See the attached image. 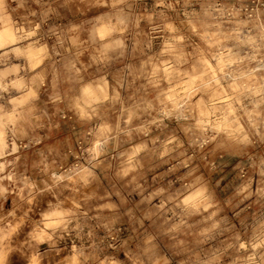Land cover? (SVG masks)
<instances>
[{
  "label": "rangeland",
  "instance_id": "rangeland-1",
  "mask_svg": "<svg viewBox=\"0 0 264 264\" xmlns=\"http://www.w3.org/2000/svg\"><path fill=\"white\" fill-rule=\"evenodd\" d=\"M18 3L5 0L0 21L7 15L23 23L27 12ZM121 7L118 35L125 48L119 55L90 46L86 31L70 30L106 8L73 9L58 40H41L49 49L56 41L63 75L72 78L79 69L93 85L83 98L89 118L76 120L73 136L63 135L51 114L43 122V140L63 135L73 141L74 151L54 173L72 181H63L64 197L81 199L89 218L85 232L104 223L122 241L153 237L159 255L174 256L176 264H264V246L258 247L264 240V150H254L264 138L252 134L264 132V41L255 26L257 17L264 24V0H128ZM46 57L39 50L30 54L39 64L36 73L49 64ZM97 67L118 71H105L101 84ZM37 95V103L46 101L47 88L38 87ZM97 97L101 104L93 103ZM47 201L55 203L44 197L30 213L33 223ZM12 210L13 196L0 198V217ZM74 238L71 233L69 246ZM119 258L126 260V253ZM12 264L20 261L13 256Z\"/></svg>",
  "mask_w": 264,
  "mask_h": 264
},
{
  "label": "clouds",
  "instance_id": "clouds-1",
  "mask_svg": "<svg viewBox=\"0 0 264 264\" xmlns=\"http://www.w3.org/2000/svg\"><path fill=\"white\" fill-rule=\"evenodd\" d=\"M127 3L128 0H19L18 8L27 12L24 22H12L7 15L0 21V198L13 196V210L7 217H0V264H12L13 256L20 264H161L162 260L163 264H176L174 256L164 258L159 255L153 237L129 243L113 238L111 228L104 223H97L85 232L89 218L82 209L81 199L64 197L62 191L66 187L63 181L72 182L71 179L54 175L59 170V162L74 151L71 147L73 141H65L63 135L73 136L76 120L89 118L83 111V98L93 85L84 83L79 69L72 78L63 75L64 66L57 60L61 52L56 41L49 49L46 44H41V40L57 37V30L73 9L82 11L88 6L106 8L110 11H101L82 24H73L70 30L86 31L89 37L86 43L90 46L110 49L119 55L125 48L122 34L118 35L124 21L117 20V16L123 11L121 6ZM4 5L5 0H0V9H4ZM32 5L35 9L29 11ZM109 26L110 34L105 33ZM255 26L257 39L264 41V24L259 23L258 17ZM102 33L103 40L100 39ZM36 50L47 53L49 60L40 73H36L39 64L29 60L30 54ZM254 51L259 54L258 48ZM21 59L29 60V63H13ZM97 64L101 65L103 61L98 60ZM93 71L100 74L103 84V73L115 72L118 68L105 70L97 67ZM21 72L25 75L21 76ZM38 87L47 88L46 101L37 103ZM93 103L101 104L102 99L97 97ZM95 111L92 108V112ZM49 114L51 122L60 125L63 135L46 141L41 137L48 135L42 128ZM69 114V119H63ZM252 134L264 138V132ZM49 144L54 146L51 152L48 151ZM254 150L259 152L264 150V146L256 144ZM37 195L40 200H37ZM49 195L55 203L47 201V207L39 209L40 222L33 223L30 213L35 214L39 203ZM69 204L71 207H67ZM101 230L105 233L103 237L98 234ZM71 233L75 238L69 246L67 241ZM41 244L48 247L41 250ZM262 246L264 240L258 245ZM176 247L181 248V244ZM121 252L126 253V260L119 258Z\"/></svg>",
  "mask_w": 264,
  "mask_h": 264
},
{
  "label": "bare ground",
  "instance_id": "bare-ground-1",
  "mask_svg": "<svg viewBox=\"0 0 264 264\" xmlns=\"http://www.w3.org/2000/svg\"><path fill=\"white\" fill-rule=\"evenodd\" d=\"M89 91V90H88Z\"/></svg>",
  "mask_w": 264,
  "mask_h": 264
}]
</instances>
